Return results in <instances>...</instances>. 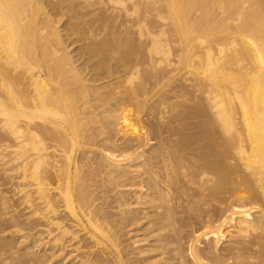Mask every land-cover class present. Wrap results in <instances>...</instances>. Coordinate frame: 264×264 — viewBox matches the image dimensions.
Instances as JSON below:
<instances>
[{"label": "bare ground", "instance_id": "bare-ground-1", "mask_svg": "<svg viewBox=\"0 0 264 264\" xmlns=\"http://www.w3.org/2000/svg\"><path fill=\"white\" fill-rule=\"evenodd\" d=\"M0 172V264H264V0H0Z\"/></svg>", "mask_w": 264, "mask_h": 264}, {"label": "rangeland", "instance_id": "rangeland-1", "mask_svg": "<svg viewBox=\"0 0 264 264\" xmlns=\"http://www.w3.org/2000/svg\"><path fill=\"white\" fill-rule=\"evenodd\" d=\"M1 173V172H0ZM0 176H2V175H0ZM1 179H3L2 177H0V184L2 183L4 186H5V184H6V186L5 187H7L8 185V187L6 188V189H3V188H5V187H2V186H0V187H2L0 190H4L3 191V193H7V196L8 197H10L9 198V203H12V201H13V203H14V199H13V191L11 190V188H13V186H12V182H9V183H11V184H7V182L3 179V181L1 180ZM11 186V188H9ZM8 189H10V190H8ZM11 193V194H10ZM13 199V200H12ZM11 201V202H10ZM8 210H10L9 211V213L8 214H12V207H10V209H8ZM12 211V212H11ZM11 212V213H10ZM10 219L11 218H9L8 220H7V222H8V225L9 224H11V221H10ZM11 227V229H13L14 228V231L13 230H7V231H5L4 233H1V235L2 234H4L5 236L7 235V237H5L4 235H2L4 238H7V240L9 239V240H11L13 243H16V242H18V244L20 245V247H19V250L21 251L23 248H24V246L26 245V244H29L30 243V238L29 239H27L28 237V235L26 234L27 233V230H20V229H17L18 227H12V226H10ZM9 227V228H10ZM17 230H16V229ZM13 231V232H12ZM23 231V232H22ZM6 232H7V234H6ZM11 234V235H10ZM16 235V236H15ZM21 235V236H20ZM17 237V238H16ZM12 238V239H11ZM22 240V241H21ZM16 241V242H15Z\"/></svg>", "mask_w": 264, "mask_h": 264}]
</instances>
